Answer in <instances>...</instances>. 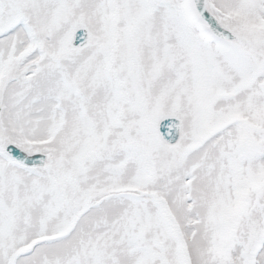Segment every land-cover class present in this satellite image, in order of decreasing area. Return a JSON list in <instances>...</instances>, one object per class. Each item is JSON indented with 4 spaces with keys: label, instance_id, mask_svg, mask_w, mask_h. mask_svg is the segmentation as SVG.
<instances>
[{
    "label": "snow or ice",
    "instance_id": "1",
    "mask_svg": "<svg viewBox=\"0 0 264 264\" xmlns=\"http://www.w3.org/2000/svg\"><path fill=\"white\" fill-rule=\"evenodd\" d=\"M0 264H264V0H0Z\"/></svg>",
    "mask_w": 264,
    "mask_h": 264
}]
</instances>
